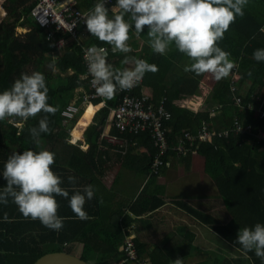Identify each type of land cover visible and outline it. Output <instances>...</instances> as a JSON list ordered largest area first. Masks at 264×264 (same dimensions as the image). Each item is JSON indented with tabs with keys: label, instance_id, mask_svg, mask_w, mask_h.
Instances as JSON below:
<instances>
[{
	"label": "trees",
	"instance_id": "obj_1",
	"mask_svg": "<svg viewBox=\"0 0 264 264\" xmlns=\"http://www.w3.org/2000/svg\"><path fill=\"white\" fill-rule=\"evenodd\" d=\"M77 1L78 5L84 8H92L97 2V0ZM36 2L37 0H6L4 3L7 15L0 22V92L10 89L21 73L31 74L33 71L43 73L49 88L48 103L57 107L58 111L54 116L49 115V126L52 131L49 134H41V140L49 141L53 148L71 146L72 150L69 152H71L70 158H72L75 149L80 146L69 144L70 132L78 122L81 113L64 122L65 118L62 112L69 104L81 105L83 96L92 92L89 80L83 78L86 66L82 57V46L77 42L69 41L66 51L58 56L54 42L47 39L46 31L31 16V10ZM108 8L111 9V7ZM244 13L243 17H237L225 33L224 39L218 42L223 50L231 54L230 59L235 62L236 67L228 78L216 81L213 87L208 103L209 105H222L215 114H212L208 107L196 113L190 108L179 105L178 100L182 96L191 97L201 92L200 82L205 74L197 76L192 72L185 73L183 64H190L191 61L186 55L178 52L174 46L171 47L167 55L153 53L148 42L147 26H145L144 32L139 35L134 30L130 32L131 38L128 43L133 51L128 55L145 59L158 66L159 70L156 73L145 74L143 83L136 86L135 93L141 95L144 90L150 95L151 103L156 106L163 104L170 111L171 117L163 123L170 145L178 144L184 131L189 130L196 133L204 120L209 122L211 128L217 130L233 127L235 118H238L243 125H252L249 130L231 132L227 137H216L212 143L188 142L184 153L189 154L197 151L204 156L205 171L223 198L230 219L226 222L213 221L211 218L204 217L201 212L191 206L182 203V207L210 223L225 241L239 248L243 255L237 259L239 264H264V261L256 257L254 252L244 255L240 245L235 243L239 229L253 227L256 223L264 224V137H261V132L264 131V115H257L256 112V108L264 110V61L257 62L253 58L254 50L264 48V0H249ZM18 27L28 30L19 33ZM61 35V33H57L56 37ZM136 36H138L137 39ZM84 37L86 39L83 41L88 45L107 48L108 56L106 57L113 68L131 67V65L122 63L125 54L114 52L112 46L100 42L88 31H85ZM234 72L240 75V78L234 82L238 86L241 96L240 106L235 103L234 93L231 90V79ZM249 73L251 74L249 75ZM147 86L152 89V92L145 88ZM121 96L122 93L117 91L112 100L93 99L95 104L102 102L104 105L84 131V139L89 144V149L82 154L90 164L94 161L96 151L100 148L101 143L116 145L105 138L103 133L109 120L111 121L112 109L118 105ZM249 104H253L255 109H249L247 107ZM94 107L97 109L98 106ZM44 115V113L38 114L35 123L27 125L21 134H17L18 128L12 123L7 120L0 121V155L5 154L3 150L7 149L8 142L18 143L22 149L20 152L25 151V148L30 145L33 150H36L29 129L38 126L39 120ZM34 119L30 118L25 123L32 122ZM90 119L91 114L87 109L81 122L84 123ZM110 134L125 141L126 147L119 146L127 154H133L137 148L146 146L149 154H143V161L148 178L161 173L166 164L157 175L149 176L156 148L148 131L135 132L112 126ZM171 152L177 154L175 150L171 149L164 156L166 162L167 156ZM143 194L144 192L141 193L139 200L130 207L137 216L151 212L164 203L162 198L154 199L152 202L150 198L146 197L147 203H142ZM131 221L133 218L125 215V225L131 224ZM14 232L15 228L8 226L5 233H0V243H3L2 249L4 250L0 251V264H22V262L34 264L39 257L48 252L41 247L26 252L23 249L25 241H19ZM122 237L121 234L120 237L113 240L112 250L109 252L85 250L82 258L88 262L90 256L97 253L99 255L95 258L98 260L97 264H113V259L110 260L111 256H116L120 260L124 255L117 246L121 243ZM56 240L64 243L66 238L56 236ZM180 240L175 244L165 243L152 250L141 248L138 240L135 241L138 252L149 257L153 264H172L178 256L185 259L200 249V246L194 243L192 238L185 241L187 235L185 239ZM10 241H17V248L5 245ZM57 249L61 250V248ZM218 257L217 261H220ZM134 261L128 260L126 264H135ZM114 264H118V262ZM199 264H207V261H202Z\"/></svg>",
	"mask_w": 264,
	"mask_h": 264
},
{
	"label": "clouds",
	"instance_id": "obj_2",
	"mask_svg": "<svg viewBox=\"0 0 264 264\" xmlns=\"http://www.w3.org/2000/svg\"><path fill=\"white\" fill-rule=\"evenodd\" d=\"M248 3L249 0H116L109 10L107 0H97L82 16L86 30L100 42L112 46L114 52L125 54L122 63L131 67L113 68L104 55V49L89 47L84 59L96 95L112 100L117 91H130L146 73L159 70L156 64L128 55L133 51L128 43L130 32L134 30L139 35L145 26L153 53L167 55L174 46L191 61L184 66L185 73L192 72L197 76L210 74L216 81L228 78L236 64L218 42L224 39L237 17L244 16ZM63 53L57 47V55ZM253 58L257 62L264 61V48L254 50ZM48 92L45 75L39 71L21 73L10 89L0 92V121L7 120L22 128L18 121L26 122L38 114H45L38 126L29 129L32 143L37 148L41 144V134L52 131L49 115L54 116L58 111L48 103ZM101 104L92 101L82 105L80 113L83 115L90 105ZM101 107H97L94 116ZM72 139L73 135L70 141ZM54 164L55 153L47 149L13 152L0 173L6 181L0 190V204L7 205L11 198L25 219L39 220L48 229L59 232L64 224L63 218L57 214L59 204L55 197L68 199L75 216L87 220L89 216L84 205L86 200L94 198L95 189L87 185L83 193L76 191L69 197V191L61 186V177L51 167ZM68 181L75 185L76 177L70 175ZM3 220L10 222L7 213H4ZM235 243L240 245L244 255L254 252L264 261V224L256 223L253 227L239 229ZM172 264H183V259L178 256Z\"/></svg>",
	"mask_w": 264,
	"mask_h": 264
},
{
	"label": "crops",
	"instance_id": "obj_3",
	"mask_svg": "<svg viewBox=\"0 0 264 264\" xmlns=\"http://www.w3.org/2000/svg\"><path fill=\"white\" fill-rule=\"evenodd\" d=\"M5 1L0 0V18L7 15L4 8ZM85 31H87L86 28L83 29L82 40L86 39L84 38ZM145 88L152 92L150 87ZM186 97L188 96L181 98ZM103 105H99L98 109ZM87 109L90 111L92 120L98 109L94 105L88 106L85 112ZM37 116L27 124L19 122L23 127H17V134H21L27 125L34 124ZM82 116L80 115L71 134L73 139L69 142L72 146H80L75 149L72 158H70L71 152H69L72 150L71 146L53 148L49 141L41 140L40 147L35 149L36 151L47 149L55 153V164L51 167L61 177L63 181L61 186L69 191V197L76 191L83 193V188L87 185L93 186L95 196L91 200H86L84 205L89 219H78L69 207L68 199L56 196L59 204L57 214L63 218L64 224L63 228L57 232L48 229L39 220L25 219L10 198L7 205L0 204V233H5L8 226L14 227V233L19 241H25L23 249L26 252L39 247L48 252L60 251L57 248H61V250L80 257L85 250L109 252L112 250L113 240L120 237L121 234L122 241L117 246L122 252L124 242L130 235L134 237V240H138V244L145 250H152L165 243H178L187 235L185 241L192 238L194 243L200 246V249L183 259L184 264H199L202 261H207V264H239L237 259L242 255L240 249L225 241L210 223L182 207V203L191 206L201 212L204 217L211 218L213 221L226 222L230 219L223 198L205 171L204 156L197 151L189 154L171 152L167 156V163L161 173L148 178L143 161V154H149L146 146L137 148L133 154H127L120 149L118 144L101 143L100 148L96 151L94 161L90 164L82 154L89 149V144L84 139V131L87 126L81 123ZM112 126L111 118L105 132L111 133ZM8 143L7 149L3 150L5 154L0 155V173H2L8 157L13 152L22 151L18 143ZM28 149L33 148L30 145L25 148V150ZM70 175L76 177L75 185L69 183ZM5 185L6 181L0 175V190ZM142 192H144L142 203H147L145 197L150 198L152 202L154 199L162 198L164 203L151 212L137 216L130 207L139 200ZM4 213L8 214L10 222L3 220ZM125 215L133 218L131 224L125 225ZM167 231L171 233H167ZM4 235L7 236V234ZM56 236L66 238V240L64 243H60L56 240ZM5 245L17 248V241H10ZM2 246L3 243H0V251H4ZM222 247H227L228 251L223 250L222 257H218L220 261H217V256L213 252L221 251ZM141 255L152 262L146 255ZM98 256L97 253L90 256L91 262L88 261V263L97 264L98 260L95 258ZM110 260L114 264L119 263L121 259L111 256ZM22 264L25 263L22 262Z\"/></svg>",
	"mask_w": 264,
	"mask_h": 264
},
{
	"label": "built area",
	"instance_id": "obj_4",
	"mask_svg": "<svg viewBox=\"0 0 264 264\" xmlns=\"http://www.w3.org/2000/svg\"><path fill=\"white\" fill-rule=\"evenodd\" d=\"M115 0H107V7H112ZM92 8L84 9L78 5L77 0H37L36 4L31 10V16L33 19L46 31L47 38L53 41L59 48L60 52H65V47L69 41L77 42L82 46V57L84 59L85 51L89 47H97L98 49H104V55L107 56V49L98 47L92 44H87L82 40V29H85V25L82 20L84 13L90 11ZM46 21V23H41ZM57 33L62 35L56 37ZM68 35V37H66ZM63 50V51H62ZM86 66V72L83 74L84 79L89 80V87L92 90L91 93L83 96L82 104L72 103L69 104L62 112L65 118L64 122L75 118L78 113L81 112L82 105L92 103L94 98H102L96 95L95 89L91 84V76L87 71V63L84 59ZM240 78V75L236 72L233 73L231 79V90L234 93L235 103L241 105V96L238 92V86L234 83ZM143 79L137 85L142 84ZM216 83L209 74H205L200 82L201 92L193 97L180 98L178 103L180 106L190 108L196 112L203 108H209L211 113L215 114L216 111L222 107L221 104L209 105L208 101L211 99L213 87ZM136 85V86H137ZM136 86L130 91H118L122 93L118 105L112 109L113 126L120 128L121 130L129 131H148L154 147L156 148L153 155V162L150 165L149 176L157 175L161 168L167 163L164 156L172 149L177 153L184 154L187 149V143L194 142H213L216 137H227L231 132H243L251 129L252 125H243L238 118H235L233 127L224 130H217L210 127L208 121H202V126L198 128L196 133L189 130L184 131L183 136L180 137L179 143L172 146L168 140L167 130L164 127V121L171 117L170 111H168L163 104L159 106L150 102V95L144 90L141 95L135 93ZM249 109H255L254 105L249 104ZM257 115H264V110L256 108ZM103 136L110 142L126 147L124 140L119 139L117 136L110 133ZM261 137H264V131L261 132ZM123 257L118 264H126L128 260H135V264H152L146 257L139 255L136 242L132 235L127 236L123 245Z\"/></svg>",
	"mask_w": 264,
	"mask_h": 264
},
{
	"label": "water",
	"instance_id": "obj_5",
	"mask_svg": "<svg viewBox=\"0 0 264 264\" xmlns=\"http://www.w3.org/2000/svg\"><path fill=\"white\" fill-rule=\"evenodd\" d=\"M34 264H89L85 259L65 250L43 254Z\"/></svg>",
	"mask_w": 264,
	"mask_h": 264
},
{
	"label": "rangeland",
	"instance_id": "obj_6",
	"mask_svg": "<svg viewBox=\"0 0 264 264\" xmlns=\"http://www.w3.org/2000/svg\"><path fill=\"white\" fill-rule=\"evenodd\" d=\"M109 10H111L110 8H109ZM1 20L3 19V18H0ZM1 22V21H0ZM28 29L27 28H22V27H18L17 28V31L19 32V33H24V32H26ZM85 38V37H84ZM138 38V36H136V39ZM188 63H185V64H183V66H185V65H187ZM129 66V65H128ZM210 75V74H209ZM211 76V75H210ZM245 90V89H244ZM192 110V109H191ZM194 111V110H193ZM194 112H196V111H194ZM199 112V111H198ZM197 113V112H196ZM80 114V113H79ZM108 132H106L105 134H107ZM167 233H171L170 231H167ZM223 250L224 251H228V249H227V247H222V250L220 251V250H218V251H215V252H213L217 257L218 256H220V257H222V255H223ZM139 255H141L140 253H139ZM199 255H201V252H199ZM142 256V255H141ZM90 262H91V259L89 260ZM152 264H153V262H152Z\"/></svg>",
	"mask_w": 264,
	"mask_h": 264
},
{
	"label": "bare ground",
	"instance_id": "obj_7",
	"mask_svg": "<svg viewBox=\"0 0 264 264\" xmlns=\"http://www.w3.org/2000/svg\"><path fill=\"white\" fill-rule=\"evenodd\" d=\"M84 112H85V111H84ZM84 116H85V113H83L82 119L84 118ZM82 119H81V121H82ZM91 121H92V120L90 119L89 121H86V122H84V123L81 122V123H82L83 125L88 126V125L91 123ZM82 124H81V125H82Z\"/></svg>",
	"mask_w": 264,
	"mask_h": 264
}]
</instances>
